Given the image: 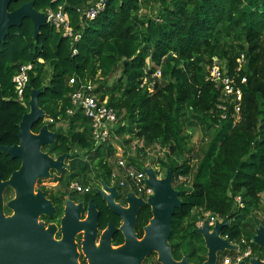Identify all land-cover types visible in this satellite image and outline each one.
<instances>
[{
    "label": "trees",
    "instance_id": "obj_1",
    "mask_svg": "<svg viewBox=\"0 0 264 264\" xmlns=\"http://www.w3.org/2000/svg\"><path fill=\"white\" fill-rule=\"evenodd\" d=\"M92 2L49 3L68 13L76 41L48 25L33 40L27 22L21 35L9 34L0 42V141L16 140L26 108L11 99V79L31 64L24 100L30 89L41 90L39 106L58 134L55 151L71 158L65 169L70 179L108 182L112 144L92 150L89 119L66 114L68 80L92 82L124 123L116 136L124 143L136 141V156L128 162L141 166L137 158L157 150L160 169L170 167L174 179L186 177V186H176L186 204L175 214L193 262L204 261L205 248L202 243V255L196 254L194 221L186 228L182 223L188 214L182 210L191 207L229 217L222 234L230 241L244 239L259 255L250 241L255 228L264 225V0H111L94 19L80 21L76 9ZM150 5L155 18L140 13ZM214 59L240 90L239 100L225 97L221 84L205 80ZM156 69L160 75L152 76ZM115 72L119 75L109 85ZM185 124L202 132L195 150L187 147ZM78 153L87 157L77 161ZM237 195L243 208L234 205Z\"/></svg>",
    "mask_w": 264,
    "mask_h": 264
},
{
    "label": "flooded vegetation",
    "instance_id": "obj_2",
    "mask_svg": "<svg viewBox=\"0 0 264 264\" xmlns=\"http://www.w3.org/2000/svg\"><path fill=\"white\" fill-rule=\"evenodd\" d=\"M30 1L9 0L6 10L8 13H12ZM40 2L41 0H33L31 8L36 12L45 13L47 7L40 10ZM53 2L54 0H49L50 4ZM23 11L25 12L26 10ZM25 23L30 24L33 35L32 23L28 18H23L19 27L10 28L8 35L12 34L16 37L21 35L22 26ZM13 100L18 102L15 99ZM24 106L26 108L24 112H26L28 110L27 102ZM45 118L44 116L32 124L30 128L32 134H37L42 125L47 124L49 127L50 123L44 122ZM18 124L16 140L4 143L0 141V146L19 144L17 136ZM49 129L54 131L51 128ZM57 140L58 134L54 143L44 144L40 147V151L50 159L55 160L61 154H66V157L63 159L62 169L59 172L56 169L50 168L46 176L39 177L34 181L32 195L38 196L34 200L31 199L30 203L40 206L34 220L35 224L28 225L27 218H22L18 224H12L10 221H7V225H0V229L6 230L8 238L14 237V240H20L19 243L24 249V255L28 253L32 256H25L23 264H92L93 259L90 253V222L92 219L95 221L93 234V244L95 247L99 246L100 240L106 231H111L109 234L106 233L105 236L108 238L109 246L112 249L122 247L125 244L127 236H133L137 241L142 240L145 235V227L154 218L152 204L147 202V198L135 192L131 186V182L126 181L120 185L111 176L108 182L90 179L86 184L83 183L80 190H73L71 184L77 181L71 180L69 172L65 171L71 158L69 153H56L55 143ZM20 166L21 159L12 157L9 153L0 149V184H3L0 187V200L2 214L5 218L13 214V210L8 207V202L15 197V189L11 185L6 184V182L11 179L13 173L20 169ZM159 173L160 178L165 175V172L162 170ZM111 187H113V191L109 190ZM185 204V202L181 201L178 208ZM176 209L172 215L171 230L167 239L170 253L175 261H180L183 257H187L189 263L196 264L184 249L185 234L180 231V226H176L178 225L177 215L175 214ZM182 212L188 213L182 219L185 228L188 223L194 221L195 227L192 231L196 234L195 250L196 254L201 256L202 243L205 248L204 240L194 230L199 228L198 223L203 219V215L206 212H202L201 208L195 207H191L187 211L182 210ZM176 230H179V232ZM220 236L226 235H223L221 232ZM250 242L253 243L252 238ZM15 243H18V241ZM243 245L246 246V249H250L249 254L242 259L246 264L252 257H259L261 261H264V250L262 248L257 246L259 248V255L256 256L253 255L250 243L248 244L244 240ZM241 249L242 246L237 250L235 245L234 250L237 255L231 253V251H225V255L222 257V253H219L220 263L225 258H229L228 264L232 263L233 258L240 254ZM204 255L206 259V248ZM97 262L104 264H161L158 261V253L153 250L143 255L141 259H139L138 250H130L109 261L108 257L100 256V260Z\"/></svg>",
    "mask_w": 264,
    "mask_h": 264
},
{
    "label": "water",
    "instance_id": "obj_3",
    "mask_svg": "<svg viewBox=\"0 0 264 264\" xmlns=\"http://www.w3.org/2000/svg\"><path fill=\"white\" fill-rule=\"evenodd\" d=\"M9 0H0V42L8 35V30L13 27H19L23 18H28L32 23L33 35L32 39L36 40L40 34L41 28L45 27V13L32 10V1L22 5L19 9L12 13H8L6 5ZM23 10H26L25 12ZM41 90L30 89L27 101L28 110L21 116L18 124L19 144L13 146H0V149L9 153L12 157L21 159L20 169L13 173L11 179L6 184L11 185L15 189V197L8 202V207L13 210L10 217H4L2 214L0 200V225H7V221L12 224H18L22 218H27L28 225L35 224L34 220L39 209V205L30 203L31 199H35L38 195H32V187L35 179L46 176L48 169L53 168L59 172L62 169L63 159L66 154L59 155L55 160L40 151V147L44 144L54 143L57 132L51 131L47 124L42 125L37 134H32L30 128L33 123L37 122L45 116V112L40 108L38 98ZM147 175L146 184L153 189V194L147 198V202L152 204L154 218L149 225L145 227V235L142 240L137 241L130 236L126 237L125 244L116 249L109 246L106 231L99 246L93 244V234L95 230V221L90 222L91 243L90 253L93 259L92 264H104L97 262L100 256L108 257V261L114 257L130 250H138L139 259L150 251L158 253V261L161 264H191L187 257H183L180 261H175L170 253V247L167 242L168 235L171 230L172 215L174 210L180 205V192L172 185V169L166 168L165 175L162 178H156L152 167L143 168ZM3 184H0L2 187ZM106 187L105 184H103ZM113 191V187L109 188ZM229 217L216 220L212 227L203 224L194 230L200 234L204 240L206 248V259L201 264H216L217 255L225 251L234 249V245L228 239L220 236L222 229L228 225ZM6 230L0 229V264H23V258L30 254H23L24 249L20 245V240L14 237L8 238ZM14 233V232H12ZM16 233V232H15ZM18 243H15L17 242ZM253 243L264 250V226L258 225L252 236ZM238 264H246L240 261ZM248 264H264L259 257H252L248 260Z\"/></svg>",
    "mask_w": 264,
    "mask_h": 264
},
{
    "label": "built area",
    "instance_id": "obj_4",
    "mask_svg": "<svg viewBox=\"0 0 264 264\" xmlns=\"http://www.w3.org/2000/svg\"><path fill=\"white\" fill-rule=\"evenodd\" d=\"M55 1L56 0H54V2ZM110 1L111 0H94L90 6L76 9L79 20L83 21L94 19ZM45 23L46 25L53 27L56 31H61L62 36L68 37L72 41L77 40V35L73 32L71 27L70 17L68 13L63 10L62 5H58L56 9L47 8L45 10ZM31 68V64L22 65L11 79L14 93L12 99L17 100L22 105L26 104L24 100V90L28 82V71L31 70ZM159 75V69H156L152 74V76ZM205 80L221 84V91L225 97H234L233 100H239L240 90L233 86V79L229 77L225 71H221V66L217 63H214L208 69V73L205 75ZM241 81L243 82L244 79ZM68 85L72 88V91L69 94L70 107L67 108L66 114L68 116H72L78 112L89 119L90 138L93 144L92 150L105 146L108 143L112 144L113 140H119L115 131L124 123L120 122L115 109L107 104L106 98H99L96 84L72 77L68 80ZM235 110H238L237 106L235 107ZM44 122L51 123L52 120L45 118ZM146 154H148V151ZM126 155L127 154H124L122 158L117 159L115 167L111 172V178L116 180L120 185L126 181L131 182V186L135 192L143 195L145 198H148L153 194V189L146 184L147 175L143 168L152 167L157 178H160L159 172L161 170L165 172L166 169L159 168L157 159L156 165L141 163V166H138L134 163L128 162V158L132 155ZM133 157H135V155ZM137 159L138 161L142 160V158ZM179 183H182V186H186V177L181 175L175 179L172 177V185L175 189H177L176 186H178ZM71 188L73 190H80L82 185L79 182H73L71 184ZM233 202L235 207L238 209L243 208L244 206L240 195L234 196ZM216 220L221 219L215 215H211L209 212H206L203 215V219L198 223V226L201 227L203 224H207L209 227H212ZM222 238H227V236H223ZM243 243L244 239L235 243L237 250ZM249 251V248L246 249L245 247L244 250L242 248L240 254L233 258V262L231 264H238L249 254ZM225 262H228L227 259H225Z\"/></svg>",
    "mask_w": 264,
    "mask_h": 264
},
{
    "label": "rangeland",
    "instance_id": "obj_5",
    "mask_svg": "<svg viewBox=\"0 0 264 264\" xmlns=\"http://www.w3.org/2000/svg\"><path fill=\"white\" fill-rule=\"evenodd\" d=\"M41 8L40 10L45 9V7H49V0H41ZM156 9L152 8V5H150V7L147 8H142L140 13L141 14H146V16H152V17H156L157 13H156ZM38 61H42L41 59H39ZM147 62V66L148 64V59L146 60ZM214 63H217L216 60H214ZM213 63V64H214ZM218 65L220 64L219 62L217 63ZM146 66V67H147ZM48 69V68H47ZM49 70V69H48ZM119 75V72H115L111 75L110 79H109V85L111 84V82ZM146 80V79H144ZM107 97V96H106ZM107 99V98H106ZM24 106V105H23ZM25 107V106H24ZM49 128L53 129L52 127L49 126ZM183 133H186L189 136V139L187 141V147L191 148L193 147V149L195 150L198 146V144L201 142V130L199 128V126H190L189 124H185L183 126ZM117 138L119 140L112 141V146L114 148L113 153L111 156V158L109 159L110 164L112 165V169L115 167L116 161L119 158H122L124 156V154H127L126 156H128V154L132 155L131 157H133L134 155L136 156V141H132V142H128V143H124L122 142L121 138L119 136H117ZM124 138H128V136H125ZM92 155V154H91ZM161 155V152H158L157 150H150L148 152V154H146L141 161H139L140 163L143 164H149V165H156V159L157 157H159ZM77 157V156H75ZM87 156L85 154L82 153H78V160L77 161H83ZM76 159V158H75ZM88 159V158H87ZM92 173V172H90ZM89 181V180H88ZM81 185H83V183H80ZM262 199H264V194H262ZM262 218H264L263 216H261ZM231 244L234 245L235 248V243L236 241H230ZM228 252V251H227ZM231 253H234L237 255V253L235 252V250H231ZM226 257V256H225ZM227 259V261L229 260V258H225ZM225 259L223 261H221L220 263V257L218 254V259H217V264H228L225 262ZM229 262V261H228ZM231 264V263H230ZM248 264V263H247Z\"/></svg>",
    "mask_w": 264,
    "mask_h": 264
}]
</instances>
